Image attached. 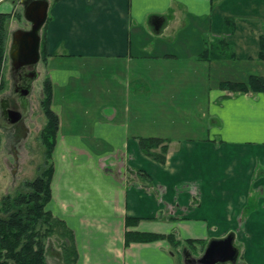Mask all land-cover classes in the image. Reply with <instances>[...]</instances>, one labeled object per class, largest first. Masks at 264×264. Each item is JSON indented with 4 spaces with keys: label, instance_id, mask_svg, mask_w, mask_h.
<instances>
[{
    "label": "crops",
    "instance_id": "obj_1",
    "mask_svg": "<svg viewBox=\"0 0 264 264\" xmlns=\"http://www.w3.org/2000/svg\"><path fill=\"white\" fill-rule=\"evenodd\" d=\"M227 17L225 55L202 59ZM45 32L60 119L46 208L73 230L75 264H180L135 231L202 239L194 256L233 233L236 264H264V94L219 87L264 75V0H53ZM148 136L170 139L164 163Z\"/></svg>",
    "mask_w": 264,
    "mask_h": 264
},
{
    "label": "trees",
    "instance_id": "obj_2",
    "mask_svg": "<svg viewBox=\"0 0 264 264\" xmlns=\"http://www.w3.org/2000/svg\"><path fill=\"white\" fill-rule=\"evenodd\" d=\"M12 13L0 14V70L6 58L9 38V22ZM17 13L16 17H21ZM48 21V20H47ZM47 23V22H46ZM46 24L43 27L41 37V57L46 61L48 57L46 48ZM235 21L233 18H225L224 35L214 38L200 54L205 60H214L225 55L229 47L226 35L234 33ZM232 54L233 50H232ZM259 58L264 61V34L260 37ZM2 86L4 84L2 83ZM219 87L229 90L234 94L240 93H263L264 75L251 74L244 81L223 80ZM44 97L41 101L46 123L41 131L42 143L45 146L44 162L40 166L37 177L27 180L22 191L17 195H7L0 201V264H58L49 258V241L57 237L61 252V264H75L78 259V249L75 242L73 230L66 222L55 216L46 208L52 197L51 182L54 174L53 150L56 145V135L59 129V115L52 108L53 83L49 75L43 83ZM140 147L143 152L164 163L169 152L170 139L167 137L148 136L139 137ZM138 174L148 181L149 175L144 171ZM234 234H230V236ZM128 242L152 241L157 239H168L177 251H181V240L175 233L162 234L155 232L135 231L128 233ZM183 248L193 252L196 244L205 245L202 239H187ZM239 257V255H238ZM241 264H246L242 262Z\"/></svg>",
    "mask_w": 264,
    "mask_h": 264
},
{
    "label": "rangeland",
    "instance_id": "obj_3",
    "mask_svg": "<svg viewBox=\"0 0 264 264\" xmlns=\"http://www.w3.org/2000/svg\"><path fill=\"white\" fill-rule=\"evenodd\" d=\"M49 1L51 3L53 0ZM10 6L13 7L11 13L15 15L9 22L7 53L3 69L0 70V99H3L4 104H7V97L10 98L14 94L17 78L10 56L13 31L18 28L29 29L31 26V23L24 17L23 5L18 1H1L2 11L0 14L7 13ZM17 13H22V16L16 17ZM36 70L39 76L29 81L31 85L30 97H28L29 108L19 123L7 124L0 102V201L7 195L15 196L22 191L27 180L37 177L39 168L44 162L45 146L42 143L41 131L46 123V116L41 101L44 97L43 83L48 74L42 59ZM11 165L15 170H12ZM58 242L57 237H53L49 241V254L52 258H55L57 251H60ZM184 249H181L182 253H184ZM182 256L178 254L180 264L184 263Z\"/></svg>",
    "mask_w": 264,
    "mask_h": 264
},
{
    "label": "water",
    "instance_id": "obj_4",
    "mask_svg": "<svg viewBox=\"0 0 264 264\" xmlns=\"http://www.w3.org/2000/svg\"><path fill=\"white\" fill-rule=\"evenodd\" d=\"M16 1V0H15ZM23 5V14L31 23L29 29L18 28L12 34V46L10 56L14 70L32 67L31 80L39 76L36 70L41 57V31L49 16V0H20ZM26 95L31 91L28 85ZM10 123H17L22 119V112L10 111ZM184 264H236L239 249L234 244V236L228 235L222 239H212L200 256H194L192 252L184 249L182 253Z\"/></svg>",
    "mask_w": 264,
    "mask_h": 264
},
{
    "label": "flooded vegetation",
    "instance_id": "obj_5",
    "mask_svg": "<svg viewBox=\"0 0 264 264\" xmlns=\"http://www.w3.org/2000/svg\"><path fill=\"white\" fill-rule=\"evenodd\" d=\"M20 2V0H16ZM33 68L27 67L20 70H15V74L17 75L15 86H14V94L12 97H7V104L3 102V99H0L2 105V113L7 124L11 125L13 123L9 122L10 111H20L22 112V118L29 108V94L26 95V91L28 90L29 81L31 80ZM22 119H20L17 123H19Z\"/></svg>",
    "mask_w": 264,
    "mask_h": 264
}]
</instances>
